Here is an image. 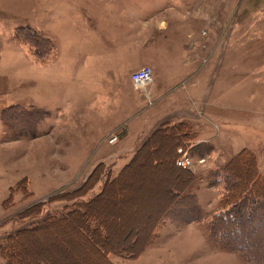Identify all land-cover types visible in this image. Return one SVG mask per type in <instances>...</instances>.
<instances>
[{
	"label": "rangeland",
	"instance_id": "rangeland-1",
	"mask_svg": "<svg viewBox=\"0 0 264 264\" xmlns=\"http://www.w3.org/2000/svg\"><path fill=\"white\" fill-rule=\"evenodd\" d=\"M146 67L153 80L136 88L131 75ZM170 128L193 160L203 217L168 220L138 258L111 261L248 264L208 222L224 211L215 174L234 157L252 153L264 176V0H0V244L74 203L53 198L96 197L147 143L95 205L112 242L146 240L173 187L189 183L169 165L176 138L158 130ZM40 203V216L17 217Z\"/></svg>",
	"mask_w": 264,
	"mask_h": 264
},
{
	"label": "trees",
	"instance_id": "trees-1",
	"mask_svg": "<svg viewBox=\"0 0 264 264\" xmlns=\"http://www.w3.org/2000/svg\"><path fill=\"white\" fill-rule=\"evenodd\" d=\"M160 132L172 139L176 138L174 157L170 159L169 165L172 171L185 175L189 183H180L179 188L176 185L173 187V201L168 210L159 218L149 220L151 230L146 240L138 232L129 245L121 241L112 242L110 228L104 219L106 215H100L104 214V210L96 209L95 205L105 198L109 185H119L124 174L137 163L147 143L121 170L117 178L106 184L90 201H79L87 194L85 188L53 198L50 203H74L61 213L48 214L43 220L8 235L0 244V264H114L110 256H125L131 260L138 258L153 244L156 230L164 222L199 221L203 214L195 202L194 194L198 180L187 169L177 165L180 157L178 150L185 149L186 143L180 142L182 134L178 128L160 129L158 133ZM167 142L172 143L169 139ZM152 158L150 156L147 160ZM151 164V167L157 168L159 161L151 160ZM215 180L225 186V193L220 201L224 211L214 215L208 222L211 238L217 240L220 249L239 254L245 263H264V176L258 171L255 157L248 151L239 153L215 174ZM180 204L184 205L183 213L174 212ZM44 206L42 203L31 206L17 217L21 220L38 217L42 214ZM53 235L57 239L51 238ZM38 239H51L53 243L44 248L38 243ZM93 259L96 262H93Z\"/></svg>",
	"mask_w": 264,
	"mask_h": 264
},
{
	"label": "built area",
	"instance_id": "built-area-1",
	"mask_svg": "<svg viewBox=\"0 0 264 264\" xmlns=\"http://www.w3.org/2000/svg\"><path fill=\"white\" fill-rule=\"evenodd\" d=\"M132 83L136 88H144L151 84L153 80V71L151 68H142L140 70L135 71L131 75ZM116 136L112 138V141H116ZM178 153L180 157L177 161V165L184 169H191L193 167L192 159L189 153L183 149H179Z\"/></svg>",
	"mask_w": 264,
	"mask_h": 264
},
{
	"label": "crops",
	"instance_id": "crops-1",
	"mask_svg": "<svg viewBox=\"0 0 264 264\" xmlns=\"http://www.w3.org/2000/svg\"><path fill=\"white\" fill-rule=\"evenodd\" d=\"M126 166V165H125Z\"/></svg>",
	"mask_w": 264,
	"mask_h": 264
}]
</instances>
